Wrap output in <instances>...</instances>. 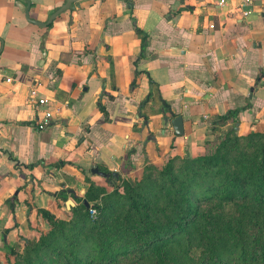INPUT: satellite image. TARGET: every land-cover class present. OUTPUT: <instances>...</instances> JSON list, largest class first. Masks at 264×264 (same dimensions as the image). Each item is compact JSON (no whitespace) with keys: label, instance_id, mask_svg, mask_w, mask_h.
<instances>
[{"label":"crops","instance_id":"1","mask_svg":"<svg viewBox=\"0 0 264 264\" xmlns=\"http://www.w3.org/2000/svg\"><path fill=\"white\" fill-rule=\"evenodd\" d=\"M21 1L0 0V264L49 230L42 211L67 219L91 182L114 189L208 155L230 129L264 130V0H80L46 28ZM66 1L29 0L31 17ZM34 83L60 107L44 130Z\"/></svg>","mask_w":264,"mask_h":264},{"label":"trees","instance_id":"2","mask_svg":"<svg viewBox=\"0 0 264 264\" xmlns=\"http://www.w3.org/2000/svg\"><path fill=\"white\" fill-rule=\"evenodd\" d=\"M42 213L49 230L8 248V264H264V132H232L212 154L150 165L111 192L92 182L67 219Z\"/></svg>","mask_w":264,"mask_h":264},{"label":"water","instance_id":"3","mask_svg":"<svg viewBox=\"0 0 264 264\" xmlns=\"http://www.w3.org/2000/svg\"><path fill=\"white\" fill-rule=\"evenodd\" d=\"M80 0H67L61 7H59L54 13L51 14V16L49 17V19L45 22L43 21H39V20H36V19H33L31 17V14H30V2L29 0H23L21 2L18 3V5L21 7L22 11L25 13V16H26V19L31 22V23H34L40 27H48L50 26L54 21L55 19H57V17L59 15H61L62 13H64L65 11L73 8L74 6V3H77L79 2ZM253 91V89H251ZM178 120L174 123V129H175V132L178 134V135H182L184 134V131H183V128H182V118L181 117H178L177 118ZM92 173L94 174H98L106 179H110L112 177L114 178H117L118 177V173L117 172H107V171H102L99 169V167H94L92 169ZM67 204L70 205V208L74 207L75 206V203L73 202V200L69 199L67 200ZM85 204L86 206L89 208L90 207V204L88 201H85Z\"/></svg>","mask_w":264,"mask_h":264},{"label":"built area","instance_id":"4","mask_svg":"<svg viewBox=\"0 0 264 264\" xmlns=\"http://www.w3.org/2000/svg\"><path fill=\"white\" fill-rule=\"evenodd\" d=\"M252 0H244L242 5L250 3ZM225 3V0L221 1V4ZM248 11H245V14H248ZM214 27V26H212ZM7 81H12L11 78H8ZM40 84L34 83L31 85L29 91V100L38 110L41 111V115L38 117L35 127L39 130H44L48 128L52 121L54 120L55 112L59 111L60 107H52L51 99L47 96H43L40 89ZM91 216L95 217L97 214L96 209L90 210Z\"/></svg>","mask_w":264,"mask_h":264},{"label":"rangeland","instance_id":"5","mask_svg":"<svg viewBox=\"0 0 264 264\" xmlns=\"http://www.w3.org/2000/svg\"><path fill=\"white\" fill-rule=\"evenodd\" d=\"M255 129V128H254ZM234 130V131H233ZM233 130L232 129H230L229 130V132H227V133H225V134H222L221 136H219L218 137V141L217 142H215L212 146H211V149L209 150V154H212V153H214V152H216L217 151V149L219 148V146L221 145V143L229 136V134H231L232 132H234L236 135H240V136H245V135H248V134H250V133H252V132H260V133H263L264 132V130L263 131H255V130H253L252 132H250V133H239V131L237 132L234 128H233ZM150 165H148L147 167H149ZM164 167V166H163ZM163 167H159V168H163ZM144 173L145 172H143L142 174L144 175ZM143 175H141L142 177H143ZM141 177V178H142ZM140 178V179H141ZM124 181H128L127 179H125V180H122V181H120L118 184H121V183H123ZM138 181V180H137ZM90 182V181H89ZM132 183V182H131ZM133 183H135V182H133ZM91 184H92V182L90 183V186H91ZM117 184V185H118ZM90 186L87 188V191L89 190V188H90ZM100 186V185H99ZM100 188L102 189V191H109V192H111V191H113V188H105V187H103V186H100ZM95 196L96 195H99V198L98 199H96V203H100L101 202V197H102V193L101 194H99V193H96V192H94L93 193ZM77 202H78V204L80 203V197L78 198V200H77ZM235 211H236V208L234 207V206H232V205H227L224 209H223V214H230V215H233L234 213H235Z\"/></svg>","mask_w":264,"mask_h":264}]
</instances>
